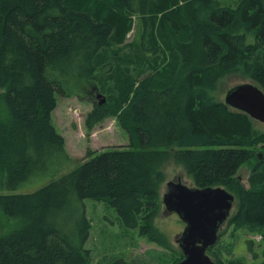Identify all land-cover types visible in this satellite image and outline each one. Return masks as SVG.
<instances>
[{
  "label": "trees",
  "instance_id": "trees-1",
  "mask_svg": "<svg viewBox=\"0 0 264 264\" xmlns=\"http://www.w3.org/2000/svg\"><path fill=\"white\" fill-rule=\"evenodd\" d=\"M134 16L142 40L124 54ZM130 60L141 65L135 74L123 66ZM229 74L264 91V0H0V264H90L86 199L168 249L153 220L170 162L194 187L231 191L227 227L264 241V158L247 188L236 176L264 132L217 99ZM97 80L105 99L86 128L115 117L129 144L74 158L52 122L56 95ZM214 248L215 262L243 264ZM259 257L264 264V247Z\"/></svg>",
  "mask_w": 264,
  "mask_h": 264
},
{
  "label": "rangeland",
  "instance_id": "rangeland-1",
  "mask_svg": "<svg viewBox=\"0 0 264 264\" xmlns=\"http://www.w3.org/2000/svg\"><path fill=\"white\" fill-rule=\"evenodd\" d=\"M235 0H221L223 4L232 5ZM142 40V27L139 24L137 16L133 18L131 32L126 38V42L119 49L124 54L132 51L131 46L140 43ZM127 61V60H125ZM128 67L134 73V70L141 69V65L130 60ZM135 74V73H134ZM141 75L140 78H142ZM112 79L111 83H113ZM243 82H252L248 78L239 74H229L222 77L216 86V97L224 102V94L230 87ZM253 83V82H252ZM103 84L101 80L94 83L88 82L84 89L77 96L61 98L56 95L57 105L52 112V122L59 134L65 140L68 153L78 159L92 158L101 152L118 148H127L129 137L118 124L115 117H109L92 129L86 128L85 117L97 103H104V96L100 95L95 86ZM100 87H104L100 86ZM2 90H0V94ZM95 94V95H94ZM257 122V121H256ZM254 122V127L264 132V124ZM254 158L249 162L242 164L238 169L236 176L241 183L248 187V176L257 160L264 158V144L254 148ZM165 181L160 189L159 208L153 225L167 238V249L158 246L156 243L148 241L145 237L139 235L137 230H125L118 222L117 215L112 208H109L103 202H95L86 199L85 213L90 222V234L85 247L90 252V264H171L174 257H179L181 251L177 245V236L182 232L185 224L179 220L175 213H168L162 202V195L166 191V182L180 180L181 183L191 187V180L187 173L174 163H166L163 167ZM229 191V190H228ZM231 192V191H229ZM232 193V192H231ZM233 194V193H232ZM234 195V194H233ZM235 196V195H234ZM236 203L237 199L235 198ZM235 204V203H234ZM236 204L231 213L235 210ZM231 215V214H230ZM227 222L222 225L218 232L217 242L214 244V250H217L224 259L239 258L243 264H255L260 262V252L264 247L263 239L255 234H248L245 230L233 232L231 227H227ZM245 240H251L252 251L257 254L256 260L247 249ZM213 245V246H214ZM209 257L214 260L212 253L208 251Z\"/></svg>",
  "mask_w": 264,
  "mask_h": 264
},
{
  "label": "water",
  "instance_id": "water-1",
  "mask_svg": "<svg viewBox=\"0 0 264 264\" xmlns=\"http://www.w3.org/2000/svg\"><path fill=\"white\" fill-rule=\"evenodd\" d=\"M223 103L264 124V91L258 85L243 82L230 87ZM162 202L168 213H175L185 224L176 239L183 258L176 264H220L207 251L217 242L218 232L236 203L235 196L224 187H189L177 179L166 182Z\"/></svg>",
  "mask_w": 264,
  "mask_h": 264
},
{
  "label": "bare ground",
  "instance_id": "bare-ground-1",
  "mask_svg": "<svg viewBox=\"0 0 264 264\" xmlns=\"http://www.w3.org/2000/svg\"><path fill=\"white\" fill-rule=\"evenodd\" d=\"M183 230H184V228H183ZM183 230H182V232H183ZM182 232H181V233H182Z\"/></svg>",
  "mask_w": 264,
  "mask_h": 264
}]
</instances>
